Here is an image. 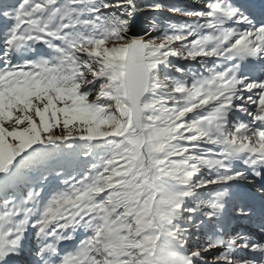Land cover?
<instances>
[{"label": "snow or ice", "instance_id": "1", "mask_svg": "<svg viewBox=\"0 0 264 264\" xmlns=\"http://www.w3.org/2000/svg\"><path fill=\"white\" fill-rule=\"evenodd\" d=\"M200 5L0 0V264H264V7Z\"/></svg>", "mask_w": 264, "mask_h": 264}, {"label": "rangeland", "instance_id": "2", "mask_svg": "<svg viewBox=\"0 0 264 264\" xmlns=\"http://www.w3.org/2000/svg\"><path fill=\"white\" fill-rule=\"evenodd\" d=\"M242 1L243 0H234V2L236 3H239V4H242ZM249 1V0H247ZM264 1V0H263ZM171 2H179L178 4V7H188V6H201L200 5V0H171ZM251 2L253 3H256L254 4V8H256L257 6H259V4L257 3L258 0H252ZM243 3H246L245 1ZM181 4V6H180ZM185 6H183V5ZM261 4V3H260ZM262 7V4L259 6V8L261 9ZM259 9V10H260ZM163 16L161 19H159L160 21H164V20H168V21H171V22H183L184 20H187L189 18H186V17H183L179 14H175V13H170L168 12L166 9L164 10H161ZM155 15V13H152ZM140 17V18H139ZM137 18L141 19L140 22H144V23H147L148 22V17H144L141 15H138ZM142 26L138 23H136V25L134 26V24H131V31L132 32H144L148 29H150L151 26H149L147 28V26ZM147 28V29H146ZM153 35H154V32H153ZM179 63H184L183 61H180ZM195 66V65H194ZM256 192V189L255 188H247V187H240L238 190H236V197L238 199H242V200H246L248 202L251 203L252 200L250 199H253L255 201V193ZM237 231H247L249 232V234H252V230H253V226L252 224L249 222V221H246V220H243V219H235L233 221V225H232ZM69 248H70V245H69Z\"/></svg>", "mask_w": 264, "mask_h": 264}, {"label": "trees", "instance_id": "3", "mask_svg": "<svg viewBox=\"0 0 264 264\" xmlns=\"http://www.w3.org/2000/svg\"><path fill=\"white\" fill-rule=\"evenodd\" d=\"M150 2H160V3H164V4H166V5H176V6H178V4H179V2H171V0H138V3H140L141 5H143V4H146V3H150ZM183 5V4H182ZM180 6H181V4H180ZM183 6H185V5H183ZM142 16H146V17H148L147 19H148V22L147 23H144V22H140L141 21V19H139V18H137V17H135L134 19H133V21H132V24H134V26L136 25V23H138V24H140L142 27L145 25V26H147V28L149 27V26H151V23H152V20H153V17H156L157 19H161L162 18V16H163V14H162V12H160L159 14H157V13H155V15L154 14H152V13H146V14H142ZM174 22V21H173ZM141 27V28H142ZM146 28V29H147ZM143 29H144V27H143ZM159 33L158 32H154V35H158Z\"/></svg>", "mask_w": 264, "mask_h": 264}, {"label": "water", "instance_id": "4", "mask_svg": "<svg viewBox=\"0 0 264 264\" xmlns=\"http://www.w3.org/2000/svg\"><path fill=\"white\" fill-rule=\"evenodd\" d=\"M132 34H134V35H143L144 32H132Z\"/></svg>", "mask_w": 264, "mask_h": 264}, {"label": "bare ground", "instance_id": "5", "mask_svg": "<svg viewBox=\"0 0 264 264\" xmlns=\"http://www.w3.org/2000/svg\"><path fill=\"white\" fill-rule=\"evenodd\" d=\"M245 2H246V1H245ZM261 4H263V3H261ZM261 4H259V6H260ZM259 6L257 7L258 10L260 9Z\"/></svg>", "mask_w": 264, "mask_h": 264}]
</instances>
